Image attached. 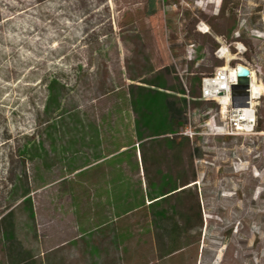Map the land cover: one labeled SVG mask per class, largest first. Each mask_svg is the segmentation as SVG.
Returning a JSON list of instances; mask_svg holds the SVG:
<instances>
[{"label":"rangeland","instance_id":"1","mask_svg":"<svg viewBox=\"0 0 264 264\" xmlns=\"http://www.w3.org/2000/svg\"><path fill=\"white\" fill-rule=\"evenodd\" d=\"M240 64L264 91V0H0V264L8 262L12 232L72 234L76 195L97 193L106 206L115 189L116 208L144 203L129 91L161 82L165 66L186 90L172 94L186 99L181 131L193 132L187 136L199 148L191 183L199 203L186 194L184 209L172 201L173 210L133 212L115 226L121 240L132 237L129 249L117 245L116 259L264 264V95L255 100V130L223 137L216 133L226 114L189 79L192 71L206 77ZM147 159L159 194L171 181L150 150ZM153 212L155 245L144 218ZM86 215L80 231L91 227Z\"/></svg>","mask_w":264,"mask_h":264},{"label":"trees","instance_id":"2","mask_svg":"<svg viewBox=\"0 0 264 264\" xmlns=\"http://www.w3.org/2000/svg\"><path fill=\"white\" fill-rule=\"evenodd\" d=\"M192 73L193 75L189 79L195 90L201 94V83L204 75L197 70L192 71ZM162 75L161 82H145L147 86L134 84L129 91L135 138L140 142L146 193L143 191L138 193L140 199L142 198L144 202L142 204H131L129 202V205L125 204L126 206H123V209L115 206L117 217L122 216L129 210L136 212L143 208L146 209V197L153 201L152 204H155L153 209L169 205V209L173 210L172 201L179 202L180 209H184L182 199L186 194L192 195L194 205L199 203L198 194L195 190L197 184L191 185L193 181H197L194 162L196 159L195 151H199V148H196L194 141L181 131L187 120V101L172 94V92H175L185 95L186 90L183 88L178 75L173 76L171 74L170 67L165 66L162 69ZM186 78L188 79V77ZM51 89L54 91V87H51ZM53 98L54 93L51 101ZM149 150L153 154L154 162L165 164L164 177L171 181L158 189L159 194L156 193L157 189L153 185L154 182L148 178L147 158ZM111 155L116 158L117 151L111 152ZM103 159L95 165L97 166L95 169L101 168V164L104 163ZM110 192L115 193V189ZM158 220L159 217L155 215L153 222L156 225ZM176 225H179V223L176 222Z\"/></svg>","mask_w":264,"mask_h":264},{"label":"crops","instance_id":"3","mask_svg":"<svg viewBox=\"0 0 264 264\" xmlns=\"http://www.w3.org/2000/svg\"><path fill=\"white\" fill-rule=\"evenodd\" d=\"M109 182L110 179H108V183ZM110 191L106 195V209L105 204L102 203V196L97 193L76 195V200L79 202V205L77 209H75V213L79 216V220H77V224L72 228V234L69 236L59 239L53 234L45 235L37 232L33 234L31 232H12V241L8 250L7 264H130V261L125 258L126 255L123 257L124 259H122V261L119 258L120 263L117 261L116 248L117 245H123L125 250L129 249L128 245L130 247L132 237L127 236L124 240H121L119 237L120 231L115 226H117L120 221L125 222L129 219L133 211L129 210L122 216L117 217L115 215L116 195L114 192ZM152 202L153 201L148 199V204L145 203L146 209H151V206H155ZM125 206L124 204V207ZM11 214L13 215L14 212L11 211ZM85 214H87L86 218H88L86 222L88 226L91 227L87 231H80L83 227L81 217L83 219ZM101 215H108L109 219L100 222L99 219ZM111 215H113V217ZM155 215L156 212L152 214L146 213L144 215V218L148 221L149 233L153 245L157 242L155 235V226L157 225L153 222ZM12 217H14V215ZM31 218L34 220V223H37L36 213H33ZM123 231L125 232V229H123ZM48 240L56 241V244L49 245V247L46 248L44 242L47 243ZM154 250L156 251V247ZM177 251V249H172L171 252L166 255L169 256L167 258H170V256ZM135 264H152V261H135Z\"/></svg>","mask_w":264,"mask_h":264},{"label":"built area","instance_id":"4","mask_svg":"<svg viewBox=\"0 0 264 264\" xmlns=\"http://www.w3.org/2000/svg\"><path fill=\"white\" fill-rule=\"evenodd\" d=\"M194 46L193 43L187 44V51H193ZM236 68L232 71L226 70L225 67L217 68L213 74L203 77L201 83L200 97L205 100H215L220 105L221 113L226 114V119L219 126L220 131L216 133L223 137L245 135L256 128L257 103L251 96L248 106H233L231 89L232 85L237 83ZM238 101L241 103L242 99L239 98ZM187 133H190V136L194 134L191 131H186L185 134Z\"/></svg>","mask_w":264,"mask_h":264},{"label":"water","instance_id":"5","mask_svg":"<svg viewBox=\"0 0 264 264\" xmlns=\"http://www.w3.org/2000/svg\"><path fill=\"white\" fill-rule=\"evenodd\" d=\"M237 83L232 85L231 97L234 107L248 106L250 93L248 87L251 83V70L245 65H238L236 68ZM242 101L239 103L238 99Z\"/></svg>","mask_w":264,"mask_h":264},{"label":"bare ground","instance_id":"6","mask_svg":"<svg viewBox=\"0 0 264 264\" xmlns=\"http://www.w3.org/2000/svg\"><path fill=\"white\" fill-rule=\"evenodd\" d=\"M225 69L228 70V69H231V68L226 66ZM231 71H232V69H231ZM254 74L255 73L252 72L251 83H250V86L248 87V89H250L249 90L250 96L254 100H257V99H259L260 97H262L264 95V91H263L262 86L257 85V83H255V81H254ZM220 103H222V102H220ZM224 111L226 112V110H224Z\"/></svg>","mask_w":264,"mask_h":264}]
</instances>
